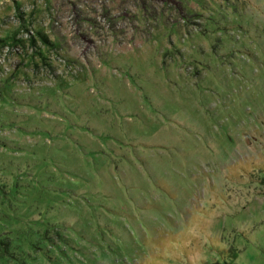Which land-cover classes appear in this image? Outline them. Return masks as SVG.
I'll list each match as a JSON object with an SVG mask.
<instances>
[{
  "label": "rangeland",
  "instance_id": "obj_1",
  "mask_svg": "<svg viewBox=\"0 0 264 264\" xmlns=\"http://www.w3.org/2000/svg\"><path fill=\"white\" fill-rule=\"evenodd\" d=\"M0 264H264V0H0Z\"/></svg>",
  "mask_w": 264,
  "mask_h": 264
}]
</instances>
